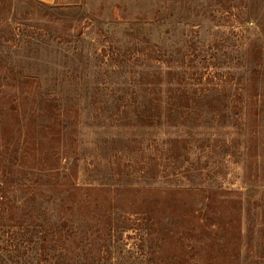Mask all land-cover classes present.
Returning a JSON list of instances; mask_svg holds the SVG:
<instances>
[{"label":"rangeland","instance_id":"rangeland-1","mask_svg":"<svg viewBox=\"0 0 264 264\" xmlns=\"http://www.w3.org/2000/svg\"><path fill=\"white\" fill-rule=\"evenodd\" d=\"M0 182L71 263L264 264V0H0Z\"/></svg>","mask_w":264,"mask_h":264},{"label":"trees","instance_id":"trees-1","mask_svg":"<svg viewBox=\"0 0 264 264\" xmlns=\"http://www.w3.org/2000/svg\"><path fill=\"white\" fill-rule=\"evenodd\" d=\"M49 173L60 175L52 167ZM4 184L0 182V264H78L69 260L74 255L81 257L73 247L81 233L73 229L72 221L33 218L27 222L24 213L32 198L10 196Z\"/></svg>","mask_w":264,"mask_h":264},{"label":"crops","instance_id":"crops-1","mask_svg":"<svg viewBox=\"0 0 264 264\" xmlns=\"http://www.w3.org/2000/svg\"><path fill=\"white\" fill-rule=\"evenodd\" d=\"M51 1V0H50Z\"/></svg>","mask_w":264,"mask_h":264}]
</instances>
